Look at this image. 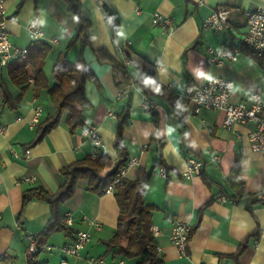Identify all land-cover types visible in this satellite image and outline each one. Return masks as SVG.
Wrapping results in <instances>:
<instances>
[{
    "label": "crops",
    "instance_id": "0c3cea01",
    "mask_svg": "<svg viewBox=\"0 0 264 264\" xmlns=\"http://www.w3.org/2000/svg\"><path fill=\"white\" fill-rule=\"evenodd\" d=\"M3 1L4 29L12 45L28 50L37 42L50 50L42 66L46 89H34L33 82L24 89L14 84L9 76L14 62L0 67V259L58 264L65 257L61 247L84 231L90 242L79 259L65 257L70 264H85L87 259L135 264L136 260L105 254L103 242L116 232L119 209L114 193L91 194L86 180L76 183L73 196L59 208L63 219L71 217L67 227L72 235L52 234L46 242L51 251L32 258L27 241V236H37L46 227L47 204L32 200L23 209L21 225L18 222L24 191L40 188L53 195L63 184L61 169L104 154L112 163L104 173L122 161L138 160L136 165L124 166L121 180L148 179L143 199L152 208L151 227L159 231L154 241L164 264H264V206L247 202L264 192V152L253 151L248 141L255 125L226 129L222 111L194 113L193 104L182 101L184 95L219 78L233 84L230 103L248 106L250 94H258L264 102V56L257 57L242 43L245 14L264 9V0H101V4L79 0L91 27L89 45L83 48L79 43L68 48L76 20L63 0ZM218 7L232 10L227 28L204 29L203 21ZM154 13L169 19L171 26L153 25ZM33 16L42 26L39 41H31L25 28ZM208 50L236 51L237 59L208 65ZM61 57L68 62L82 60L94 77L83 86L88 105L82 125L71 132L64 113L54 129L33 143L37 127L55 113L47 90L54 85L52 69ZM113 63L124 68L128 81L122 75L116 78ZM140 77L147 80L139 82ZM149 84L153 86L148 88ZM144 85L150 111L145 109ZM38 107L42 115L38 125L31 127ZM126 112L118 152L114 143L120 119L116 117ZM89 128L100 141L96 154L93 142L83 136ZM190 158L199 159L203 166L198 175L186 179L183 172ZM160 167L166 171L165 178L159 175ZM233 168L244 195L238 196L231 185ZM176 222L193 229L183 255L169 240Z\"/></svg>",
    "mask_w": 264,
    "mask_h": 264
},
{
    "label": "trees",
    "instance_id": "16d2710c",
    "mask_svg": "<svg viewBox=\"0 0 264 264\" xmlns=\"http://www.w3.org/2000/svg\"><path fill=\"white\" fill-rule=\"evenodd\" d=\"M76 20V27L68 48L79 43L81 48L89 45L91 31L90 22L82 13V5L79 0H63ZM49 46L43 43H33L27 50L24 60H17L10 65L9 76L17 86L24 87L33 82L34 89H46L47 82L44 77L42 66L44 59L49 53ZM102 51H97L96 54ZM264 56V55H262ZM261 56V57H262ZM112 69L116 78L120 75L128 81L126 71L121 65L112 64ZM52 76L54 85L47 90V94L52 106L55 108L53 116L47 117L38 127L37 136L33 143L41 140L47 133L54 129L65 113V124L73 132L82 125V112L87 107L88 102L83 94V86L87 81L94 79L90 68L82 61L68 62L63 57L59 58L53 66ZM146 81V77L138 78V81ZM153 85L149 84L148 88ZM142 92L148 103L147 87L141 86ZM160 92L162 87L157 88ZM20 99V98H19ZM7 100V97H6ZM150 111V104L145 108ZM128 113L117 116L120 119L119 132L117 134L114 149L122 151L120 132L126 126ZM112 166L111 160L104 154L95 157H85L78 160L60 171L63 179L62 186L50 195L40 188H33L24 191L22 195V208L18 216L21 225L23 209L32 200L44 202L49 207L50 218L46 227L36 236V247L45 245L52 234L63 233L70 237L72 232L64 223L60 215V206L69 200L75 191L76 183L79 180H86V191L96 196H101L105 190L118 177L119 171L125 166L124 161L118 163L116 168L109 173L105 170ZM236 168L231 171V185L238 196L243 194V186L236 178ZM205 184L209 181L204 177ZM148 179L140 181L126 182L115 187L114 197L119 209L115 234L104 241L105 254L111 252L113 257H121L125 260H136L135 264H164L158 254L156 243L150 233L152 208L144 203V194ZM259 196V197H258ZM249 205L259 204L264 206V192L255 198L247 200ZM193 229H191V234ZM191 237V235H190ZM246 243V242H245ZM245 246V244H244ZM243 247V246H242ZM242 247L239 251H241ZM38 253H35L34 258ZM0 264H15V261L4 257L0 259Z\"/></svg>",
    "mask_w": 264,
    "mask_h": 264
},
{
    "label": "built area",
    "instance_id": "2783aa9c",
    "mask_svg": "<svg viewBox=\"0 0 264 264\" xmlns=\"http://www.w3.org/2000/svg\"><path fill=\"white\" fill-rule=\"evenodd\" d=\"M101 4V0H94ZM232 10L226 7H218L215 11L207 17L202 24L204 29L220 31L228 26L229 17ZM246 16V32L242 38L243 45L250 48L257 57L264 55V9H256L245 14ZM7 19L5 15L4 1L0 0V67L5 66L8 62H15L17 60H24L27 55V49H22L12 45L9 41L8 33L4 29V21ZM152 24L169 28L171 26L170 20L163 18L158 13H154L152 17ZM26 31L31 41H39L43 36L42 26L37 16L31 17L26 25ZM52 43L57 40L53 39ZM208 65H219L225 61H235L237 59L236 51L220 50L213 52L208 50ZM233 88L230 81L224 79H212L202 86L195 89L191 94L184 95L182 101L184 103H192L194 106V113L200 110L222 111L224 113L223 126L226 129H231L234 125H245L253 123L255 128L248 133V141L253 151L264 152V102L258 94H250V104H232L229 102V95ZM146 108V107H145ZM42 115V109L36 108L33 111V116L30 126H37ZM2 129H0V132ZM83 136L90 139L94 145V154H96L97 147L100 145L98 135L93 128L84 131ZM28 154V153H26ZM218 158H216L217 160ZM138 164L137 159H129L125 163V167ZM203 163L199 159L190 158L186 161V167L183 172V177L190 179L192 176L198 175L202 169ZM124 167L119 171L118 177L115 178L111 185L107 187L105 193H113L115 187L122 184L121 174ZM159 175L166 177V171L160 167ZM259 197V196H258ZM67 226H71L72 220L70 216L64 219ZM150 233L155 239L159 236V231L155 227L150 228ZM191 235V227L183 223H174L169 236L170 243L175 247L179 254L183 255ZM36 236H27L28 252L31 257L35 253L42 251H51L48 245L36 247ZM90 242V235L84 231L75 233L74 240L71 244L61 247L60 252L65 257L79 259L81 251L84 250ZM63 257L58 264H70L68 260ZM48 264V263H43ZM85 264H101V261L87 259Z\"/></svg>",
    "mask_w": 264,
    "mask_h": 264
}]
</instances>
